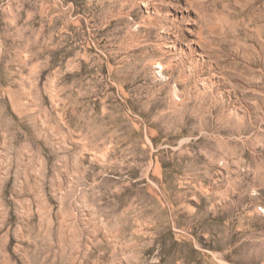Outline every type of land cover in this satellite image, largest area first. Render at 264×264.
<instances>
[{
	"label": "rangeland",
	"instance_id": "obj_1",
	"mask_svg": "<svg viewBox=\"0 0 264 264\" xmlns=\"http://www.w3.org/2000/svg\"><path fill=\"white\" fill-rule=\"evenodd\" d=\"M0 264H264V0H0Z\"/></svg>",
	"mask_w": 264,
	"mask_h": 264
}]
</instances>
